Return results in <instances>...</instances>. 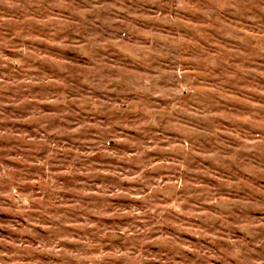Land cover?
<instances>
[{
	"label": "rangeland",
	"instance_id": "rangeland-1",
	"mask_svg": "<svg viewBox=\"0 0 264 264\" xmlns=\"http://www.w3.org/2000/svg\"><path fill=\"white\" fill-rule=\"evenodd\" d=\"M0 264H264V0H0Z\"/></svg>",
	"mask_w": 264,
	"mask_h": 264
}]
</instances>
